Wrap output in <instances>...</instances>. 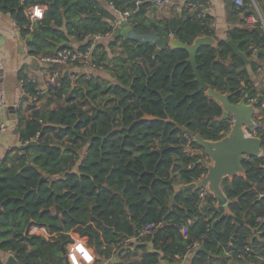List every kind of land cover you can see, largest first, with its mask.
I'll return each mask as SVG.
<instances>
[{
  "label": "trees",
  "instance_id": "1",
  "mask_svg": "<svg viewBox=\"0 0 264 264\" xmlns=\"http://www.w3.org/2000/svg\"><path fill=\"white\" fill-rule=\"evenodd\" d=\"M106 1L115 11L135 9V0ZM37 4L47 9L32 25L27 12ZM0 11L11 15L29 55L36 58L53 56L62 45L83 43L88 35L114 33L116 23L97 0H0ZM145 12L140 9L132 17L138 33L157 31L153 17L184 44L214 36L210 17L202 21L177 13L158 18L155 9L153 15ZM229 40L249 60L254 48L259 49L258 58H264L263 31L234 27L216 46H202L196 62L208 88L238 104L244 87L251 92L252 80L249 64ZM189 57L186 50H158L114 37L93 52L97 70L111 81L81 75L73 82L66 70L53 66L51 72L60 77L48 92L47 106L55 101L60 104L56 109H38L36 103L47 94H40L38 84L26 82L31 116L23 120L18 110L19 137L23 145L37 144L18 150L0 168V264H6L3 254H11L15 264H65L62 247L73 242V234L95 251V264L172 262L192 250L195 242L205 250H197L193 264H264V223H257L264 217V198L257 197L264 194V128L256 131L263 154L244 161V174L226 178L221 185L227 210H214L217 200L205 189L177 193L172 187L199 182L208 166L194 138L166 120L213 142L231 130V118L222 120L223 107L201 89ZM254 64L251 69L256 71ZM22 79L28 76L21 72ZM145 115L157 120H143ZM187 148L196 154L191 156ZM82 150L86 152L80 160ZM189 219L193 224L185 236L182 227ZM151 224L157 226L153 234L140 238ZM34 227L46 229L51 240L30 234ZM147 242L155 247L154 253L142 244ZM248 245L250 253L244 251Z\"/></svg>",
  "mask_w": 264,
  "mask_h": 264
},
{
  "label": "crops",
  "instance_id": "2",
  "mask_svg": "<svg viewBox=\"0 0 264 264\" xmlns=\"http://www.w3.org/2000/svg\"><path fill=\"white\" fill-rule=\"evenodd\" d=\"M97 1L107 12L113 15V17L116 20L118 19L119 16L117 12L107 3L106 0H97ZM201 1H205L209 5L208 15L211 18V27L214 30V36L212 37L215 39L216 44L218 40L227 39L228 32L232 28L242 27L243 16L251 11L250 7L244 10H238L234 6L233 0H201ZM257 1L261 14L264 17V0H257ZM259 1L261 2V4L259 3ZM45 8L47 9V7ZM235 12H238V14H236ZM157 13L159 14L160 18H170L176 15L177 13L179 15L189 16L188 14L183 13L182 8L180 7H172V8L166 7L162 10H158ZM114 26L115 25H113V27ZM114 37L115 35H113L109 40H113ZM22 43L24 44V48L21 45ZM80 45H84V44L72 42L71 46L80 47ZM260 52L264 55V50ZM253 56L254 55H251V59L248 65V70L251 74V78L253 79L254 83H256L258 82L260 76L257 74L258 73L257 71H253L251 69V63L252 62L255 64L257 63V65L259 66L261 65V63L258 62H260L261 59L257 57L258 59L255 60L253 59ZM0 57L7 70V79L5 80L2 86L6 93V98H7V102L9 103V108L13 107L16 110V120L18 122L17 126L19 125V130L21 128L20 127L21 125H20V117L18 110H21V117L23 118V120L28 119L31 116V110H30L31 102L28 100V98L25 97V95H23L19 84L21 72L23 75L33 76L38 81L39 88H41L44 91V93L47 94L45 98H42L40 101L36 103L38 109L46 110V109H56L59 107L56 105L57 102L55 101H52L51 104L47 106L48 100L51 99V97L48 95L49 91H47V82L50 75L54 73L51 72L53 66L47 67L41 64L39 61H37L35 57L29 55L28 45L26 44V41H23V39L21 38L19 30L17 29L11 15L3 14L1 11H0ZM63 70H66V74H70L73 82L76 80L74 74H79L81 70H83L82 74L79 75L93 74V76L95 75L98 77H102L100 73H103L100 72L101 70L87 68L80 65L79 66L70 65L64 67ZM18 103H20L22 106L20 109L17 110L15 108V105ZM9 108L3 115V120L8 125V132H6L0 140V160L2 162L1 167L3 166V162L8 157L11 159L15 158L18 154V150H21V146H23V144L20 141L19 131L17 134L15 133L16 124L13 123L14 119L12 117L14 114L13 112H10ZM85 152H86L85 150H82L80 160H82V157L85 155ZM7 165L11 166V160L7 163ZM201 180H203V178ZM36 233H38V231L35 227L30 230V234H36ZM41 234L42 237L45 238L47 241L51 240V235H49L46 229L42 231ZM130 242L131 241H129V243ZM125 244L127 245V243ZM134 244H137L136 246L139 245L138 243H134ZM142 244L147 246L146 249L149 253L155 252V247L153 246L152 243L147 242ZM69 248L70 247L66 248L67 252L68 250H70ZM81 248L82 250H84L85 253L83 257L84 264H95V260L97 259L95 251L91 247L85 244L82 245ZM196 252H197L196 250H190L185 256L176 258L172 262L162 261V264H193L194 256ZM141 256L142 253L140 252L137 259H140ZM2 257L4 262L7 264L8 259L13 256L11 254H3ZM102 264H110V263L109 261H105ZM226 264H237V263L235 261L230 260Z\"/></svg>",
  "mask_w": 264,
  "mask_h": 264
},
{
  "label": "water",
  "instance_id": "3",
  "mask_svg": "<svg viewBox=\"0 0 264 264\" xmlns=\"http://www.w3.org/2000/svg\"><path fill=\"white\" fill-rule=\"evenodd\" d=\"M143 10V9H142ZM146 13V12H145ZM250 15V12L246 14ZM191 18V16H188ZM151 22L157 26V31L151 33H138L128 23H121L119 26H114L115 37H124L135 41L138 46L141 45H154L161 49H182L189 53L188 62L192 64L194 75L196 80L200 83L201 89L207 92L210 99L217 101L224 109L222 120H228L230 117H234L235 121L231 126L230 133L220 141L213 142L207 141L202 136L197 135L194 131L175 123L172 120H166V122L174 123L177 128L182 130L185 134L192 136L195 142L205 151L206 161L208 166V174L199 182H195L188 185L172 186L175 192L189 191L196 189H205L211 193L217 200L216 210L218 208L229 207V201L226 198L223 190L222 183L226 178H232L237 175L244 174L243 162L250 159L261 156L263 153L262 139L256 136L247 135V129L255 130L258 126L254 122L253 117L256 113L254 106H247L245 101H241L238 104H232L229 101V96L208 88V86L202 81L196 62V56L198 50L202 46H216V41L212 36H202L195 40L192 45L184 44L176 35H170L162 25L158 24L157 20L153 17L150 18ZM228 45L239 55L247 64L250 60L239 50V47L230 40L227 41ZM27 44V43H26ZM24 48V44H21ZM69 44L62 45L61 48L66 49ZM219 51V48H217ZM10 112H13V123L16 124L15 133L19 131V125L16 120V110L13 107L9 108ZM143 120H157V118L145 115ZM36 142H31L21 146V150L36 145ZM0 160V168H1ZM171 184V183H169ZM1 214V211H0ZM225 215L221 217L224 219ZM201 250H205L204 245H201ZM65 264H69L67 259V251L65 247H62ZM16 261L13 257H10L7 264H15Z\"/></svg>",
  "mask_w": 264,
  "mask_h": 264
},
{
  "label": "built area",
  "instance_id": "4",
  "mask_svg": "<svg viewBox=\"0 0 264 264\" xmlns=\"http://www.w3.org/2000/svg\"><path fill=\"white\" fill-rule=\"evenodd\" d=\"M234 6L238 10H244L246 8H251L250 15H244L242 19V27L245 29H260L264 30V17L261 14V11L259 9L258 1L257 0H233ZM135 9L134 10H127L124 12L116 11L118 14V19L116 20V23L114 24L115 27L119 26L121 23H128L132 28H133V22H132V17L134 14H136L140 9L146 10L148 14H153L154 8H157V10H162L166 7H180L183 10V13L188 14L191 17H195L197 20H202L205 21L208 19V9L209 5L205 1L201 0H135ZM113 9V5L109 4ZM46 11V8L42 4H37L34 5L32 8H30L27 12L28 17L31 21V24L33 25L35 22L41 21L43 19L44 13ZM16 25V23H15ZM17 29H20L16 25ZM33 28V27H32ZM114 33H109L106 35H88L83 42L84 45H80V47H71V48H66L63 50L58 51L55 55L53 56H47V57H35L37 61H39L41 64L45 66H59V67H67L76 63H79L80 66L87 67V68H92V69H97V66L94 64L93 60V52L95 48L109 40ZM87 48L82 49L83 46L88 45ZM258 48H254L253 50V59L257 60L258 58ZM259 61V60H258ZM261 65H257V74L260 76L258 82L254 83L253 79L252 80V87L251 92H247L249 88L244 87V90L242 91V100L245 101V104L247 106H255V115L253 117L254 122L257 124V128L255 130H250L247 129V135L249 136H256V131L259 128H264V58L261 59L260 62ZM86 79H90L89 75L85 76ZM7 79V70L6 67L0 57V140L3 137V135L8 132V125L7 123L3 120V115L9 108V103L7 102L6 98V93L3 89V84L5 80ZM58 79H59V73L54 72L50 75L48 82H47V91H51L53 88H56L58 86ZM32 82L34 84H38V81L33 77V76H28V80H20V88L25 95V89L24 86L26 82ZM40 89V94H44V91ZM37 101V99H34ZM21 104L18 103L15 105V108L18 110L21 108ZM231 118V126L233 125L235 118ZM40 135H37L34 141L38 140ZM191 156L196 154V151L187 148L186 150ZM263 154V153H262ZM261 154V155H262ZM206 193L202 192L200 194V197L202 199L205 198ZM258 199L264 198V194H259ZM257 223L262 224L264 223V217L258 219ZM193 224V220L189 219L187 220V223L184 227H182V233L183 235L187 236L189 233V227ZM38 231L36 235L42 236L41 232L44 231V228H38L35 227ZM157 228L156 225L151 224L147 225L143 228L140 238H147L153 234L155 229ZM262 234V231L258 229L256 231V235L259 236ZM73 242L68 246L70 247L67 252V258L69 264H84L83 262V257H84V250H82V245H87L84 239L80 238L78 235L73 234L72 235ZM252 239V238H251ZM251 243V240H250ZM88 246V245H87ZM201 247L200 242H195L192 246V250H199ZM244 251L246 253L251 252V247L250 245L246 246Z\"/></svg>",
  "mask_w": 264,
  "mask_h": 264
},
{
  "label": "rangeland",
  "instance_id": "5",
  "mask_svg": "<svg viewBox=\"0 0 264 264\" xmlns=\"http://www.w3.org/2000/svg\"><path fill=\"white\" fill-rule=\"evenodd\" d=\"M259 3L261 4L260 1H259ZM154 9L156 10V14H155V15L158 16V18H160L159 14L157 13V11H158L157 8H154ZM110 42H112V40H107V41H105L104 43H105L106 46H108V44H109ZM117 50H120V49H117ZM109 52H110V51H109ZM110 57H112V54H111V53H110ZM254 65H257V63L254 64ZM63 71H64V70H63ZM82 71H83V70H81L79 74H82ZM100 72H103V73H100V75H102V77H100V78H107V79H109L110 81L112 80L111 77H109L104 71L101 70ZM79 74H74V75H75V77L77 78V76H78V77L81 76V75H79ZM86 75H89V76H90L89 78L93 77V74H92V75H90V74H85V76H86ZM94 76H95V75H94ZM96 77H97V76H96ZM56 105L59 106L60 104L56 103Z\"/></svg>",
  "mask_w": 264,
  "mask_h": 264
},
{
  "label": "flooded vegetation",
  "instance_id": "6",
  "mask_svg": "<svg viewBox=\"0 0 264 264\" xmlns=\"http://www.w3.org/2000/svg\"><path fill=\"white\" fill-rule=\"evenodd\" d=\"M241 101H243V100L241 99ZM241 101H240V102H241ZM240 102H239V103H240ZM254 107H255V106H254Z\"/></svg>",
  "mask_w": 264,
  "mask_h": 264
}]
</instances>
